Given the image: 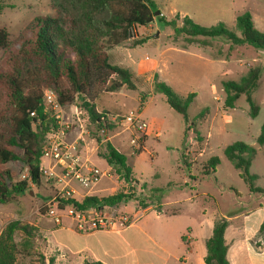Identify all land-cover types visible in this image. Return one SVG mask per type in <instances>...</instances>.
<instances>
[{
  "label": "rangeland",
  "instance_id": "1",
  "mask_svg": "<svg viewBox=\"0 0 264 264\" xmlns=\"http://www.w3.org/2000/svg\"><path fill=\"white\" fill-rule=\"evenodd\" d=\"M153 2L157 9L165 14L167 20L171 18L169 11L173 9L188 12L187 17L203 28L220 25L224 29L231 30L236 17L248 12L251 15L254 28L264 33V0H153ZM61 4V0H0V30L3 29L7 33L9 49L18 47L23 39L32 36L35 31V19L62 17L64 9ZM170 21H174L176 27L181 25L177 16ZM157 27V31L161 33L159 42L153 38L154 29ZM139 33L142 35L140 38L149 40L131 48L129 56L135 63V66L132 67L133 74L140 79L142 74L151 75L159 48L165 49L169 43H177L181 46L190 43L208 45L210 55L223 56L229 62L228 66H223V73L220 76V79L224 81H238L249 69L255 67L261 69L259 86L253 93L259 112L255 118H250L244 96L238 99L234 108L227 110L223 108V102L221 104L214 99V96H220L221 90L216 82L213 84V88H209L208 79H212V77L207 75L211 72L205 71L204 62L195 57L173 52L167 53V58L170 57L171 60L167 68H160L161 76L164 78L162 82L169 86L167 82L170 80L174 89L169 87L178 95L187 94L189 91L186 90L190 87L196 97L188 108L189 120L186 123L182 116L167 105L163 95L156 94L155 97L149 99L144 91L148 103L145 114L141 116L142 120L148 124L147 131L149 133L160 132L158 138L149 137L145 143L146 150L150 151L153 157L148 156L145 152L141 155L134 153L131 156L128 153L131 150L130 135L124 131L126 125L124 121L130 112L131 114L137 112L138 97L141 92L124 90L128 93L129 99L126 101L125 107L120 108L121 113L117 114H115L118 112L117 103L111 98L102 95L96 101L97 108L107 112L110 121L115 125L114 130L104 134L103 137L106 139L113 136L112 145L127 155V164L133 175L146 183H139V187L134 189L133 193L127 194L132 196V200L127 204H120L114 209L132 219L142 217L138 224L142 228H145V225L147 229L157 232L162 225V219H156V215L176 212L189 205L173 204L157 208L160 203L181 198L185 193L193 194V190H190L192 184L189 177L193 176L192 178H198L200 181L197 189L199 193L206 192L210 195L208 198L201 195L195 201L198 203V207L206 209L208 213L221 208L222 202L232 205L233 202L238 201V197L242 199L247 197L249 192L247 186L238 177L237 171L223 154V150L231 144L243 143L255 150L250 173L258 176L256 185L264 186V147L259 146L256 142L261 127L264 125V50L255 49L247 44L233 45L221 39L203 37L188 39L182 34H175L172 27L159 22L157 25H152L150 31L139 29ZM133 42L126 44L131 46ZM190 51L197 52V56L202 54L194 46ZM7 56L8 52L0 49V66L4 65ZM179 62L182 65L181 76L174 74ZM110 64H115L113 59H110ZM204 109H208V114L201 120L193 121V118ZM116 115L117 117L114 118ZM60 118L57 120V125L59 121L62 125L68 124L67 128H62L65 141L76 142L77 151L81 157L85 156L86 151L90 153L95 150V154H97L100 146L94 138L96 130L87 120L86 114L80 110L79 105L61 108ZM79 123L82 126L81 129ZM80 137L83 141L79 139ZM212 158L217 159V165L214 167L215 179L211 176L205 178L203 175L211 171L209 160ZM8 167L15 174L14 182L23 181L22 177L27 175V169L22 164H10ZM112 170L114 171V169ZM182 175L188 177L186 186L182 184ZM111 176L106 189L97 194L100 198L119 192L125 194L124 182L114 172H111ZM44 182L46 186L55 184L52 180H46L42 176L38 186L29 184L30 191L34 195L30 196L27 191L22 195L12 196L7 203L3 204L8 213L7 219L3 222L9 223L17 220L29 223L37 220L38 216L45 215V206L42 204H45L49 197L43 190ZM221 188L223 194L220 197L218 192ZM254 195L258 198L264 196ZM144 206L150 209L144 212ZM35 247L34 256L28 259L26 264H41L43 260L49 258V256H44L45 251L40 235L36 237ZM254 264L262 263L254 258Z\"/></svg>",
  "mask_w": 264,
  "mask_h": 264
},
{
  "label": "trees",
  "instance_id": "2",
  "mask_svg": "<svg viewBox=\"0 0 264 264\" xmlns=\"http://www.w3.org/2000/svg\"><path fill=\"white\" fill-rule=\"evenodd\" d=\"M61 2L64 9L62 17L35 19L32 36L23 39L12 50L9 49L6 31L0 30V49L8 52L4 65L0 66V204L7 203L14 195L30 191L27 181H13L15 174L8 165H24L32 184L38 186L40 183L42 176L39 164L46 138L58 129L56 117L44 110L43 89H49L55 94L60 108L79 105L96 130L94 138L100 146L97 155L115 170L120 180L128 182L132 179L126 156L103 137L112 132L115 125L107 112H97L95 103L100 96L118 92L123 87L136 90L130 71L110 64L109 60V51L125 43L130 32L136 34V28H145L157 19L159 23L172 27L175 34H182L188 39H221L233 45L247 44L264 50V33L254 28L248 12L238 15L234 27L227 30L220 25L203 28L188 17H184L181 26L176 27L174 21L155 16L159 10L153 0ZM144 42L143 38L137 37L131 47ZM260 76L261 69L255 67L249 69L238 81L223 82V108H234L238 99L244 96L248 116L255 118L259 107L253 93L259 86ZM153 92L163 95L167 105L188 123L187 111L195 94L180 96L165 83L158 81L156 75ZM143 102L144 96L141 95L140 107ZM207 114L208 109H204L193 121L201 120ZM256 142L264 147V125ZM223 154L250 192L264 193V190L255 186L257 176L250 173L254 149L243 143H234L227 146ZM209 164L214 172L217 159H210ZM130 200L131 195L119 192L103 198L85 197L81 202L62 200L58 207L63 209L71 205L78 210L116 207ZM45 211H48L47 206ZM227 226L224 219L214 221L211 236L205 243L204 264H229L224 240ZM37 236L38 230L29 223L17 220L7 223L0 237V264H26L36 252ZM54 260V257H50L48 263L43 260L41 264H54Z\"/></svg>",
  "mask_w": 264,
  "mask_h": 264
},
{
  "label": "crops",
  "instance_id": "3",
  "mask_svg": "<svg viewBox=\"0 0 264 264\" xmlns=\"http://www.w3.org/2000/svg\"><path fill=\"white\" fill-rule=\"evenodd\" d=\"M169 15L171 17L169 20H167L165 14L162 12H160L159 16L166 21H170L177 16L179 21L182 22V19L189 14L188 12L176 11L173 9L169 11ZM157 22L158 20L155 19L154 25H157ZM150 28H152V25L146 28H136L137 37L140 38L142 36L139 33V29L142 31H150ZM157 30L158 27L154 29L153 38L159 42L161 33ZM148 40L149 39L145 41ZM126 43L127 42L110 50L109 60L113 59L115 62L114 65L128 69L132 74L136 88L134 91L141 92V95L144 96V102L142 107H140L141 95H139L138 107L136 110L141 116L145 114L148 103L146 94L149 96V99L156 96V94L153 93L154 76L156 75L157 80L160 82L164 80L161 76L160 68H167L169 66L171 60L170 57L167 58V53L169 52L195 57L204 62L205 71L209 70L211 72L207 75L212 77V79H208L209 88H213V84L215 82L217 83L220 87L221 94L220 96H214V99L222 104L225 94L221 85L225 81L221 80L220 76L223 73V66H228L229 62L225 60L223 56L210 55L208 45L203 46L190 43L181 46L177 43H169L166 45L167 48H159L157 60L151 75L147 76L146 74H142L140 79L133 74L132 67L135 66V63L129 56V50L132 47ZM193 46L202 54L197 56V52H191L190 49ZM163 57H165V60H163ZM181 66L179 62L174 72L175 75L180 74L181 76ZM167 83L174 89L170 80ZM190 89L192 88H187L186 91L189 92L187 94H180V96L191 94L192 90ZM124 90H126L125 87L121 88L118 92L105 94L117 103L118 112L115 114L121 113L120 108H124L126 101L129 99L128 93ZM144 91L146 94H144ZM96 109L97 112H103L100 111L97 106ZM115 117H117V115L114 116V118ZM114 118L112 117V119ZM153 133H147L144 136L142 151L139 152V155L143 154V152L147 153L148 156H150V154L152 155L150 151L146 150L145 143L149 137H159V131ZM156 134L158 137H156ZM112 138L113 136H110L106 138V140L112 144ZM118 151L121 152L120 150ZM128 153L131 156L132 149L129 150ZM124 155L127 156L126 154ZM150 157H153V155ZM82 158L87 159L93 166L101 170L109 168L105 161L95 154V150L90 153L86 151L85 156H82ZM215 174L216 171H209L203 175L205 178L211 176L215 179ZM192 177L188 178L182 175L181 181L185 186L187 185V178L191 181L192 188H190V190H193V194L185 193L181 198L173 199L172 201L160 203L158 205L157 208L173 204H189L186 208H182L176 212L166 213L161 216L156 215V219H162V225L157 232L147 229L145 225V228H142L138 224L141 222L142 217H137L135 222L131 223L125 230L119 233L112 231L79 233L71 228L70 220L67 217H62L61 225H55L46 214L38 216L37 220L29 222V224L38 230L39 235L42 237L45 251L44 256H49V258L54 257V264H83L84 262H101L103 264H204V257L206 254L205 243L211 236L214 221L216 219H224L228 223L224 232V240L227 246L226 259L229 264H254V258L264 264V196L258 198L254 195H264V193H253L249 191L245 199L238 197V201L233 202L232 205L222 202L221 208L217 211L208 213L206 209L198 207V203L195 201L201 195L207 198L210 197V195L206 192L199 193L197 189L200 181L198 178L195 179ZM133 178L139 183L146 184L142 180L137 179L134 175ZM201 181H203V179H201ZM257 181L258 176L256 182ZM256 182L255 186L264 190V186L256 185ZM108 184V179H102L91 190H87L81 188L77 183L71 182L68 191L72 193V199L81 202L85 197L94 196L100 198L97 194L103 192ZM40 189L41 187L39 191ZM43 190L49 198L48 201L42 205L49 206L55 194L60 190V186L57 184L52 186L45 185ZM222 191L223 189L221 188L218 192L220 197L223 194ZM29 194L30 196L34 195L32 191H29ZM149 209V207H146L144 212ZM7 214L5 206L0 204V221H5L8 217ZM130 215L133 216V214ZM182 238L185 240L182 241ZM49 258L45 259L46 263H48Z\"/></svg>",
  "mask_w": 264,
  "mask_h": 264
},
{
  "label": "built area",
  "instance_id": "4",
  "mask_svg": "<svg viewBox=\"0 0 264 264\" xmlns=\"http://www.w3.org/2000/svg\"><path fill=\"white\" fill-rule=\"evenodd\" d=\"M154 21L148 26L154 25ZM136 39L137 35L130 32L126 41L132 42ZM43 105L47 113L53 114L57 120L61 119V108L58 106L56 96L51 90L47 89L43 91ZM124 122L126 124L124 131H127L130 135L129 145L132 149V154L142 151L143 138L149 133L147 131L148 124L142 120L141 114L138 111L134 114H129ZM67 126V123L62 125L60 121L58 122L57 131L48 135L42 156L40 157L39 171L41 176L46 180H52L60 186V190L55 194L50 205L47 206V217L55 225H61L62 217H67L70 220L71 228L79 233L94 231L119 233L125 230L137 218L132 219L126 214L116 211L114 207H90L84 210L75 209L71 205L65 206L64 209L58 207L59 201L72 199V193L68 191L71 182L77 183L83 189L91 190L102 179H111V172L115 173L112 167L101 170L93 166L87 159H83L77 151V143H69L64 139V130L62 128L64 127L65 129ZM79 127L80 129L82 128L80 123ZM157 134L156 137H158ZM81 137L79 139L83 141ZM150 156L152 155L150 154ZM22 178L23 181H27L28 186L29 184L33 185L28 177V173ZM123 182L126 189L124 193L126 195L133 193V190L139 187V182L133 177L128 182ZM6 225L7 223L0 221V237Z\"/></svg>",
  "mask_w": 264,
  "mask_h": 264
},
{
  "label": "water",
  "instance_id": "5",
  "mask_svg": "<svg viewBox=\"0 0 264 264\" xmlns=\"http://www.w3.org/2000/svg\"><path fill=\"white\" fill-rule=\"evenodd\" d=\"M159 15H160L159 11L155 12V16L156 17L159 16Z\"/></svg>",
  "mask_w": 264,
  "mask_h": 264
}]
</instances>
